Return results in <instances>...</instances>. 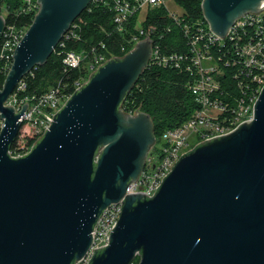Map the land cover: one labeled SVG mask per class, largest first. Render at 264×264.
I'll use <instances>...</instances> for the list:
<instances>
[{"label": "water", "instance_id": "obj_1", "mask_svg": "<svg viewBox=\"0 0 264 264\" xmlns=\"http://www.w3.org/2000/svg\"><path fill=\"white\" fill-rule=\"evenodd\" d=\"M3 0H0V4ZM0 89V264H74L93 242L105 208L144 168L156 140L150 114L122 103L147 67L150 38L101 64L54 113L30 152L9 153L21 127L5 101L44 64L92 0H38ZM264 0H202L211 29L224 37ZM6 21L0 15V40ZM264 264V85L253 117L184 152L154 196L131 192L109 243L88 264Z\"/></svg>", "mask_w": 264, "mask_h": 264}, {"label": "built area", "instance_id": "obj_2", "mask_svg": "<svg viewBox=\"0 0 264 264\" xmlns=\"http://www.w3.org/2000/svg\"><path fill=\"white\" fill-rule=\"evenodd\" d=\"M92 2L113 12L114 29L126 36L127 43L132 45L128 47L125 44L122 47L125 53L132 50L140 40L150 38L152 52L147 66L175 68L186 73V87L193 93L198 107L183 122L156 135L138 178L129 183L126 193L118 202L104 209L94 226L93 242L87 255L74 264H88L94 249L109 243V235L121 216L123 199L128 193L141 191L154 196L163 177L173 169L184 152L206 139L229 133L243 121L251 119L255 101L264 85V8L259 12L250 11L239 16L222 37L211 29L206 20L186 21L184 11L178 13L171 10L170 0ZM1 5L6 8L5 14L0 11L6 25L0 40V72L8 73L14 61L16 46L30 26V23L8 19L10 16L34 18L40 3L38 0H21L20 5L13 10L6 3ZM154 8H165L172 23L181 27L185 41L178 48L164 47L161 43L164 32L159 33L157 24H143L149 11ZM143 9L145 15L139 23ZM136 16L135 32H131L129 24ZM79 28L80 21H74L57 46V53L64 55L65 71L76 69L79 72L73 82L60 79L46 90L29 91L27 75L30 71L20 79L5 101L4 104L13 105L16 112L22 109L25 102L29 103L20 116L22 124L9 149L12 156L18 157L30 152L51 125L54 113L74 91L87 82L91 73L101 64L113 56H119L108 50L105 41L80 49H66L68 40L81 38ZM165 30L171 31V24ZM123 108L135 114L141 111L139 107ZM3 124L4 119L0 116V130Z\"/></svg>", "mask_w": 264, "mask_h": 264}, {"label": "trees", "instance_id": "obj_3", "mask_svg": "<svg viewBox=\"0 0 264 264\" xmlns=\"http://www.w3.org/2000/svg\"><path fill=\"white\" fill-rule=\"evenodd\" d=\"M183 7L186 21L198 19L206 20L202 9V0H175ZM2 3L8 4L10 10L15 9L21 0H5ZM9 21L30 23L32 16L8 19ZM75 21H80V39H71L67 42V48L80 49L82 47L98 44L105 41L108 50L119 56L125 55L122 47L126 44V36L118 33L113 22V12L102 5L91 2L88 7L77 17ZM207 21V20H206ZM137 16L130 24L129 30L134 31ZM155 23L159 33L164 32L161 43L166 49L178 48L185 41L180 26L172 23L165 8L151 9L147 19L143 22L145 26ZM171 24V31H166L165 27ZM111 32V34H108ZM59 47V46H58ZM58 48L51 54L48 60L35 66L28 74V90L43 91L55 85L60 79L69 83L73 82L79 75L74 70L65 71L63 54L57 53ZM7 73L0 72V89L3 87ZM188 76L175 68H165L160 66H147L138 78L137 82L128 92L122 103V107H139L148 112L153 120L154 131L157 136L187 119L198 107L193 93L186 87Z\"/></svg>", "mask_w": 264, "mask_h": 264}, {"label": "rangeland", "instance_id": "obj_4", "mask_svg": "<svg viewBox=\"0 0 264 264\" xmlns=\"http://www.w3.org/2000/svg\"><path fill=\"white\" fill-rule=\"evenodd\" d=\"M3 1H5V0H3ZM169 6H170L171 10H173L174 12L181 13V12L184 11V10H183V7L178 6L177 3L174 2L173 0H170V2H169ZM5 9H6V8H3L2 5L0 6V11H2L3 14L6 13V10H5ZM144 15H145V9H143V10H142V13L139 15V16H141V17H140V21H139V23L142 22V19H143ZM123 109H124V108H123ZM124 110H125V109H124ZM125 112L130 113L129 111H126V110H125ZM137 113H139V112H137ZM137 113H136V114H137ZM131 114H134V115H135V112H133V113H131ZM157 141H158V140H157ZM139 261H140V256H136V258L134 259V261H133L132 264H139Z\"/></svg>", "mask_w": 264, "mask_h": 264}, {"label": "bare ground", "instance_id": "obj_5", "mask_svg": "<svg viewBox=\"0 0 264 264\" xmlns=\"http://www.w3.org/2000/svg\"><path fill=\"white\" fill-rule=\"evenodd\" d=\"M63 39V38H62Z\"/></svg>", "mask_w": 264, "mask_h": 264}]
</instances>
